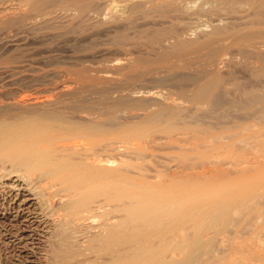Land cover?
<instances>
[{
  "label": "bare ground",
  "instance_id": "1",
  "mask_svg": "<svg viewBox=\"0 0 264 264\" xmlns=\"http://www.w3.org/2000/svg\"><path fill=\"white\" fill-rule=\"evenodd\" d=\"M68 1H70L68 7L74 5L78 12H84L89 7L88 5H92V3L88 4V0L86 4L82 3L85 0H82L81 3L80 0ZM132 1L134 0H108L106 2L107 10L112 14H117L118 11L127 7L128 13L133 15V12L141 10V6L143 8L144 3L138 2V0H135L136 2ZM180 1L148 0L153 9L161 11L164 7L172 5V7L169 6L163 10L167 12L171 8V11L175 10L179 13L186 9L184 5V8L182 7ZM209 1L210 4L214 2L220 9H223L227 0ZM245 1L252 6L253 11L256 13L255 16L264 14V0H260L258 5L254 4L256 0ZM45 2L46 0H32L27 5L30 6L31 11L37 12L40 7H45ZM206 3L208 4L207 1ZM122 10L120 14L123 13ZM197 15L199 18V14ZM120 17L122 16L120 15ZM222 27L215 26L208 39L200 44L191 45L188 42L181 44L176 51L179 53L178 56L183 53L181 56L184 55L186 59L187 53V58H189L190 53L191 56L192 53H196V57H200L201 60L205 58L206 62L211 60L214 62V59L219 57V55L217 56L219 51L220 53L221 51L226 52V50H220V47L223 45L226 47L227 44L218 42L224 38L221 37L222 34L226 35L224 33L225 29ZM246 30V33L245 30H241L244 32L241 41L250 42V38L253 37L255 42L256 38L253 35L256 32L250 31V28ZM262 33H260L261 36ZM236 35L238 36L239 32ZM230 38L232 39V36ZM233 38L235 39V36ZM260 38L263 39V37ZM229 39L225 38V41L230 42ZM225 41L223 42L227 43ZM237 41H240V38L235 42ZM231 43H229L230 47ZM244 45H241L240 42L241 48H244ZM234 47H237L236 44ZM248 49L250 50V48ZM263 49L262 51L259 48V51H255V48L252 49L255 52V58L253 59H256L258 63L260 62L261 66H264ZM248 53L251 54V51ZM249 54L246 53L245 56L248 55L249 57ZM166 56L163 58L166 59ZM159 59V61H162L160 64H162L163 59L161 60V57ZM185 59L182 60L185 63L190 60L186 65L194 64L192 67L196 69L192 71L190 69V72L184 73L183 68V70H180L183 73L173 75L180 76L178 78L180 82L193 86H190L192 88L189 87L190 90L187 89L182 92H188L186 95L195 102L193 115L183 113L181 109L177 108L179 102L171 98H168L170 101L163 105L141 99L138 97L140 93H137L140 91H133L128 94L120 93L111 97L108 89L111 90L112 87L110 88V86H112L114 80L105 75L96 76L97 78L94 77V80L92 76L91 78L87 77L88 82H85L89 85L79 81L80 83L73 88H59L57 94L52 96H34L25 101H7L5 103L0 101V171H8L4 175L16 173L27 182L32 183L35 181L38 184L37 188L40 190L53 189L52 195H62L67 198L55 210L58 212L60 222L58 223V229H56L57 232L53 233L54 237H52L54 239L51 241L53 243H49L52 249L50 247L49 256H51L48 257L46 264H89L90 262L92 264H186L185 260L190 258L192 249L202 238L203 232L210 233L209 229L219 232V229L216 230L213 227L214 218L225 217L233 211L239 212L243 206L247 205L245 201L249 203L250 200L252 204L254 203V197L253 199L250 198L249 192L255 185L264 183V169L256 170L255 168L248 172L250 169L244 166L245 171L241 164L246 162L243 159L244 147L246 148L250 143L254 146L264 147V81L258 84H251L252 82L246 84L238 81L237 76L232 73L223 75L215 68L208 71L210 63L209 65L206 63L208 69L204 68L207 71L202 70L205 60L202 61L203 65L199 64L197 66L195 60L200 61L199 58H192V60L195 59L193 60L195 62L192 61V63H190L191 57L188 60ZM171 63L172 61L170 65H172ZM176 63H178L177 60L174 64ZM221 63L223 64V62ZM139 64L138 66H141ZM170 65L168 64L171 68ZM191 65L185 66L183 64L182 66L192 68ZM212 65H215V63ZM136 66L134 68H137ZM150 66H152L151 63ZM154 66L156 67V65ZM130 67H133V65ZM165 67L167 66L165 65ZM174 67L170 70L176 69L175 65ZM216 68L219 69V67ZM127 69L129 68L127 67ZM138 69L136 70L139 71ZM136 70L135 72H137ZM168 70L166 71L168 72ZM173 71L180 72L178 70ZM171 75L170 73L168 76L171 77ZM173 75L172 77H174ZM135 77L137 75L133 77V80L139 81L134 79ZM155 78L157 79V77ZM81 79H83V76ZM89 80L93 82L91 83ZM91 84L93 85L91 86ZM117 85L121 87V85ZM84 88L88 91L94 90L95 95L98 94L97 89L99 91L102 89V94L105 92V95L98 100L89 99L83 94L75 96L77 90H84ZM91 92L94 94L93 91ZM106 92L109 95H106ZM142 92L153 97L158 94L157 91L152 90ZM109 98H112V100ZM97 103H100L102 107H97ZM130 103L133 107L147 110V113L139 118L134 125H128V122L120 121L122 119L121 114H118L123 112V107ZM238 106L244 110V116L241 119L236 117L231 119L232 117L228 118L229 115H222V118L226 119L222 122L214 115L221 114L229 108L230 113L237 112ZM203 107L205 109L202 111ZM199 111L202 114L197 113ZM203 113L210 114L217 122H212V119L203 120L206 119ZM129 114L125 115L128 117L133 116L132 113ZM221 122L222 125H217ZM197 123L200 125H196ZM160 125L163 126L164 136L162 138L165 144L170 149L172 148V151L177 150L176 160L178 159V161H175L174 164L169 165V163H166L168 164L167 167L153 165V168H148L143 165L140 166L141 162H115L109 155L110 148L116 141L130 143L134 147L133 151L136 150L135 152L143 150L146 143L144 140L145 133L153 128L158 129L157 126ZM250 128L252 130L247 133ZM159 139L155 138L153 141ZM253 139L255 141L252 142ZM182 143L189 146H184ZM113 146L112 149L115 148ZM182 146H184V149ZM185 147H188V149ZM205 148L209 150L212 148L211 153L208 154L210 151L206 152L207 149ZM214 148L220 149L221 152L216 154ZM190 149H193V152L198 150L194 153L198 154V156L196 155V161L211 163V159L213 161L215 159L220 161L221 164L218 165L216 162L217 165L212 168L210 166L209 168L208 165L205 168L203 164L205 169H199L197 167L199 165L195 166V162L189 160V158L194 160L193 156L186 159ZM202 151H204L203 154H201ZM190 153H192V150ZM193 167H197L199 170L196 171L195 168L193 170ZM149 172L151 173L149 174ZM261 206L257 208L260 209ZM99 210L101 211L97 213ZM260 212H262V209ZM231 219L228 218V222ZM250 219L253 220V218ZM81 221L82 223L87 222L86 228H89V230L95 229V231L90 234L84 232L76 225ZM228 222L226 226L231 225ZM91 223H94V226ZM236 227L238 228V226ZM220 230H222L221 233H224V229ZM237 233H232V236L236 234L233 237V242L239 236V234L237 236ZM79 236L85 238L81 246L78 243ZM228 238L231 239V237ZM228 241L230 242V240ZM182 253L185 254L183 259H186L183 261L181 257L180 259L183 262L179 263L180 260H176L179 258H176V254L182 256ZM90 257L93 260L90 261Z\"/></svg>",
  "mask_w": 264,
  "mask_h": 264
},
{
  "label": "rangeland",
  "instance_id": "2",
  "mask_svg": "<svg viewBox=\"0 0 264 264\" xmlns=\"http://www.w3.org/2000/svg\"><path fill=\"white\" fill-rule=\"evenodd\" d=\"M30 1L32 0H0L1 102L25 101L34 96L42 97L56 95L59 88H73L80 83L79 81L86 84L88 78H91V76L93 79L96 76L105 75L113 79V82L116 85L115 86L112 82V86H110V88L112 87L111 90L108 89L110 91H108V93L111 94L109 95L106 92V95L113 97L120 93L128 94L129 92L140 91L137 92L140 93L138 97L153 101L160 105L166 104L170 101L168 98H171L179 102L177 108L181 109L183 113H186V115H193L195 102L186 95L188 92L182 93L184 90H190L193 86L190 85L192 86L190 87L187 84L180 82L178 80L180 76L177 75L181 74L182 71L180 70H183V68L184 73L190 72V69L192 71L196 68L192 67L194 64L186 65L190 60L188 63L183 62L185 56H181L183 53L178 56L179 53L176 51L177 48L185 42H188L191 45H197L204 42L208 39L215 26H223L222 28L225 29L224 33H226V35H221V37H224L221 39L222 42L221 40L218 42L225 45L227 44L229 48L221 45L222 47H220V50H226V52L221 51L220 53L219 51L220 54H217L219 57L215 56L223 61L215 58L214 62L213 60L206 62L207 60H205V58L201 60L200 57H196V53H192V56L190 53V63L196 58H199L201 62L198 60L193 62H195L197 66H199V64L203 65L204 63V66L201 68L202 70L207 71L209 68V71L210 69L212 70V68H215L223 75L232 73L237 76L235 77L238 81L246 84H250V82H252L251 84H258L259 82L264 81V66H261L260 62L258 63L256 59H253L255 58V52L252 50L255 48V51H257L259 48V50L262 51L264 48H261L264 46V14L255 16L256 13L253 11L252 6L247 4L245 0H227L225 1L223 9H220L218 5L212 1L210 4L209 0H206L208 4L204 0H181L182 7L184 8L185 6L186 9H183V12L180 11L179 13V11H171L170 8L168 9L169 11L166 10L169 14L164 10L169 6L172 7V5H168L166 8L164 7V10L160 8L161 11H159V9H153L148 0H138V2H143L144 5L142 4L143 8L141 6V10H137L138 12H133V15L132 13H128L127 7H125L126 9L124 8V10L121 9L123 15L120 14L121 10L118 11L119 13L117 14L108 12L106 5L108 0H88L89 2L87 0H80V3L82 1V3L84 2L86 4L88 2V4L92 3L93 5H88L89 7H87L84 12H78V9L74 5L69 6L70 9L68 7L70 1L68 0H48V2L46 0L45 3L47 5L44 3L45 9L40 7L41 10L38 9V13L30 10V6L27 5ZM50 1L51 3H49ZM136 1L134 0L132 2ZM259 1L260 0H256L254 4L258 5ZM152 9L156 11H153ZM201 10L203 12L202 14ZM163 12L165 14H162ZM196 13L199 14V18ZM129 14L131 15L129 16ZM120 15L122 17H120ZM245 28H250V31L256 32H254L255 34L253 35L256 38V43L254 42L255 39L253 37V39H248L250 42L241 41V37L244 33L243 31L245 30V33L247 32ZM257 30L260 33L263 32L262 36L260 33V35L258 34ZM238 32L239 35L237 36L236 34H238ZM230 35L233 40L230 38ZM233 35L235 36V39L233 38ZM256 35L259 38H257ZM238 37L240 38V41H237L239 44L235 42L236 40H239ZM260 37H263V39ZM225 38H230V42L225 41ZM259 39H261V41H259ZM252 40L254 44H252ZM223 41L227 43H224ZM231 42L234 46L236 44L237 47L235 48ZM240 42L241 45L245 44L243 47H246L247 49L245 48L244 50V48H241L242 46H240ZM229 43H231V47ZM237 44L240 46V49ZM223 47L225 48L222 49ZM248 48H250V50ZM249 51H251V54L254 52L252 55L254 57L248 53ZM245 52L249 54V57L251 56L250 59L248 55L245 56ZM165 56L166 59L163 58ZM171 56H174L175 58H172ZM187 56L185 60L189 59ZM160 57L161 60L163 59V63L167 67H165L163 63L160 64L162 62L159 61ZM177 57L183 61L181 62ZM180 57L184 58L182 59ZM194 57L195 59L192 60ZM168 59L170 62L172 61V65H170ZM157 60L158 62H156ZM166 60L171 68H175V65L176 69L180 72L173 71H177L176 69H172L171 71ZM176 60L179 64L183 63L185 66L191 65L193 69L190 67L185 68L182 66L183 64L180 65L181 68L178 63H176L177 65L174 64ZM203 60L205 61L202 63ZM212 62L215 63V65H212ZM221 62H223V64ZM150 63L152 66H150ZM206 63L208 65L210 63V66L212 65L213 67H208ZM138 64L141 66H138ZM131 65H133V67H130ZM154 65H156V67ZM134 66L139 68V71L141 70L140 72L143 76L136 70L137 68H134ZM127 67L129 69L131 68V70L127 69ZM141 67L143 68L140 69ZM216 67H219V69ZM147 68L149 71H147ZM161 68H164V71ZM135 70L140 73V77L138 76L139 73L135 72ZM166 70H168V72L170 71L172 75H177H173L174 77L171 75L170 77L168 76L170 73ZM82 73L86 75H83ZM131 73L134 76L137 75L134 79L139 81L133 80L134 76ZM79 75L81 77L83 76V79L80 80L81 77ZM155 77H157V79ZM158 78L161 79L158 80ZM115 81L117 84L121 85V87H118ZM86 85H89V83ZM92 85L93 84H91V86ZM86 88H84V90ZM84 90H77L75 96L83 94L89 99L98 100L105 95V92L102 94V89L100 91L97 89L99 91H96L98 93L97 95H95V92L92 89L91 91H93L94 94L87 89ZM146 90L157 91L158 94L156 97L148 96L149 94L142 92ZM137 93L136 95H138ZM189 93H191V91H189ZM96 96H98V98H96ZM109 99L112 100V98ZM97 104L98 106H95L102 107L100 103ZM237 108H239L237 112L230 113L228 111L229 108L221 114L214 115L221 119L222 122L226 120L222 118V115H229L228 118L232 117L231 119H235V117L241 119L244 116V110L239 106ZM204 109L205 107L201 110L203 111ZM125 111L132 113L133 116L128 117L127 115L130 114ZM123 112L118 113L121 114L120 117L122 119L119 118L120 121H126L128 122V125H134L139 118L147 113V110L133 107L130 103L123 107ZM197 113L202 114L201 111ZM204 115L206 116V119L204 118L203 120L212 119V122H217V120L210 114ZM124 117L128 118L123 119ZM222 122L217 123V125H222ZM196 125L200 124L197 123ZM157 127L158 129L153 128L145 133L144 140L146 143L143 150L135 152L136 150L133 151L134 147L130 143L126 144L116 141V144L113 143L115 148L112 145L114 148L112 149L111 146L109 155H111L115 162H141L140 166L143 165L148 168H153L155 165L167 167L168 164L166 163H169V165L174 164L175 161H178V159L176 160V157L178 156L176 153L177 150L172 151L173 149L171 148V150L170 147L165 144L164 139L162 138L164 136V133L162 132L163 126L160 125ZM251 130L252 128H250L248 132H245L249 133ZM155 138L162 139L153 141ZM253 141L255 140L253 139L252 142ZM182 144L184 146L188 145L186 143ZM184 146H182L183 149ZM185 148L188 149V147ZM211 149L205 151H210L208 152V154H210L212 151ZM191 150L192 153H190ZM198 150H200V148H198ZM198 150H194L195 152H193V149H190V151L188 150L189 153L186 159L193 156L194 160H192V158H189V160L194 161L195 166L199 165L197 166L199 169L206 168L207 165L212 168L217 165L216 162L218 165L221 164L220 161H216L215 159L214 161L211 159V163L208 161H203L204 163L199 160L196 161V155L198 156V154L194 153ZM216 150L217 149L214 148L215 153L217 152L216 154L221 152L220 149ZM244 150L243 159H245L246 162H242L243 164H241L244 170L246 167L250 169L248 172L255 168L256 170L264 169V147L254 146L250 143L249 146L246 148L244 147ZM203 152L204 151H202L201 154H203ZM197 167H193L192 169H196L197 171L199 170ZM7 172L8 171H0V264H46L48 257L51 256H49V252H51L49 250L52 249L50 244L53 243L51 241L54 239V234L57 232L56 229H58V223L60 222L58 212L55 210L57 209L56 207L63 204L67 198H64L62 195H52L51 192L53 189L40 190L37 188L38 184L35 183V181L32 183L27 182L16 173L4 175V173L6 174ZM150 173L151 172H149V174ZM249 196L250 198L252 197V199L254 197L253 204L250 200L249 203L248 201H245L248 206H243L239 212L233 211L232 213L225 215V217L214 218L213 227L216 230L219 229V232H214L211 229H209L210 233L203 232L204 236L201 235L202 238H200L193 247L190 258L187 260H185L186 258L183 259L185 254L182 253L184 256L176 254V258L179 257L176 260H180L179 263H181L182 260H185L186 264H264V183L255 185L250 190ZM259 206L263 208L260 207V209H258ZM261 209L262 212H260ZM100 211L101 210L97 211V213ZM247 212H250V215ZM59 213L61 214V212ZM249 217L253 218V220ZM228 218H232L231 220L233 221H230L235 225L230 221L228 222ZM100 220L97 222L99 223ZM227 222L228 224H231V227L229 225V227L226 226ZM242 223L244 227L242 226ZM86 224L87 222L82 223L81 221L76 225L80 229H83L84 232L86 231L87 234L95 231V229L89 230V228H86ZM236 226H238L239 229ZM234 228H237L236 230L238 233ZM220 229H224V233H221L220 231L222 230ZM232 233H237V236L238 234L240 236H238L237 239H234V242L233 237L236 234H233L234 236H232ZM222 235H225L226 237H222ZM81 237L79 236L78 238L80 246L85 239ZM228 237H231V239ZM228 240L232 242L230 243ZM89 260L91 261L93 258L90 257ZM89 264L92 263L90 262Z\"/></svg>",
  "mask_w": 264,
  "mask_h": 264
}]
</instances>
